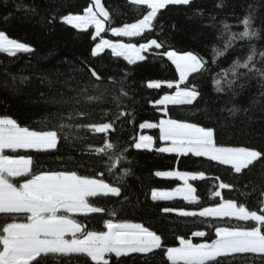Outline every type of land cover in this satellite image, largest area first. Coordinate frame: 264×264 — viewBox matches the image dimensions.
Listing matches in <instances>:
<instances>
[{
	"label": "snow or ice",
	"instance_id": "obj_1",
	"mask_svg": "<svg viewBox=\"0 0 264 264\" xmlns=\"http://www.w3.org/2000/svg\"><path fill=\"white\" fill-rule=\"evenodd\" d=\"M130 3L133 6H146V14L137 22L111 27L112 35L143 37L157 28L155 22L162 10L178 6L186 10L185 15L189 19L198 21L199 27L213 30L216 41L210 40L206 46L208 57L191 50L183 53L168 50L171 46L156 38L138 45L101 38L91 51L92 57H99L105 49H110L112 56L122 57L128 65L145 61L147 57L144 53L148 51L157 59L166 57L175 66L177 80H152L146 85L148 89H161L166 85L167 89L173 90L150 102L154 107L163 106L161 111L168 118L159 119L158 123L143 122L139 125L140 129H159V140L166 146L156 147L155 151L175 154L177 157L191 155L207 158L219 165L230 166L234 174L250 175L253 169H257L260 180L259 183L249 180L244 188L251 190L241 193L243 196L259 193L255 210L236 199L224 198L222 192L217 190L211 193L212 198H219L215 206L200 210L164 207L162 213H175L182 218H200L204 223H210L209 218L252 223L245 226L211 225L215 235L211 242L193 243L192 239L181 237L178 247H168L162 235L144 223L114 219L118 215L115 206H105L99 200L121 198L123 190L119 185L131 174V170L126 167L120 174L121 164L130 162L126 155L128 146L121 145L119 140H112L109 136L116 132L117 122L130 115L121 106L122 98L133 99L129 91L125 90L127 76L131 73L122 72L121 79L117 80L103 69L82 60L84 67L76 70H86L87 78L76 80L73 77L74 86L69 80H64V86L71 95L54 91V94L45 96L41 92L39 101H25L45 106V115L34 121L37 129L22 125L17 118L7 114L0 115V264H112L114 259L120 261V258L133 255L141 257L145 264H150L157 251L170 264H227L229 261H235L236 264H264V168L260 167L264 165V149L225 146L217 138L218 130L230 124L234 126L236 118H241L240 124L245 128L264 123V48L257 47L258 42L264 40V16L260 15L264 0H245L240 5L242 16H237L230 0H214L212 11L198 4L197 0H130ZM62 6L53 0L57 12ZM16 7L21 6L18 4ZM26 11L36 14L34 7ZM48 13L40 17L41 22L47 21L53 27L58 21L80 31L94 27L92 40L101 37L110 19V12L102 0H93L91 6L83 9V14L57 15L51 8ZM221 13L224 14L223 18ZM229 17L233 18L231 23ZM171 27L175 30L176 25L173 23ZM159 28L163 30L162 23ZM237 45L247 49L245 56L235 55ZM161 49L163 51H153ZM34 51L29 44L10 38L5 31L0 30V54L16 57L19 53ZM230 52L233 53V59L229 65L218 67L217 61L227 57ZM214 68L217 70L213 73ZM194 74L201 78L205 74L210 75L214 91L227 96L224 103L231 105L215 110L206 109L207 126L171 118L168 113L169 106H191L201 97L198 86L189 79L195 78ZM20 79L27 81L28 77ZM42 79L48 81L49 89L52 90L54 82L47 76ZM253 83L257 91L246 97L245 93ZM116 85L119 87H110ZM109 99L118 109L111 113L110 120L80 122L93 115L95 109L89 111V107L107 103ZM101 111L103 116L109 115L108 110ZM225 112L227 117L223 115ZM80 130L104 135L102 146L93 151L101 157L98 163L111 161L105 165L106 172L116 180V184L104 178L105 172L93 176L81 174L78 169L93 170L94 166L91 162L77 161L74 157L67 160L57 157L61 163L57 170H36L44 166L33 153L50 154L58 151L61 141L82 139L78 135ZM154 144L152 136L140 135L133 146L137 150H151ZM154 175L183 183L173 190H151V201H172L181 197L188 204L200 202L197 188L190 181L209 178L204 171L167 170L155 171ZM215 179L219 180V177ZM217 187L231 191L236 185L221 181ZM127 200L128 197L124 195L117 203L122 207ZM93 214L107 217L101 221L105 230H90L78 219ZM192 235L205 237L207 233L197 230Z\"/></svg>",
	"mask_w": 264,
	"mask_h": 264
},
{
	"label": "trees",
	"instance_id": "obj_2",
	"mask_svg": "<svg viewBox=\"0 0 264 264\" xmlns=\"http://www.w3.org/2000/svg\"><path fill=\"white\" fill-rule=\"evenodd\" d=\"M104 6L110 12V19L106 23V31L102 35L105 39L120 41L124 43L147 42L150 38H156L158 41H166L171 47L168 50H177L181 53L193 51L205 57L209 56L206 46L210 40L216 42L214 31L207 28L199 27V22L189 19L185 15V9L178 6H170L158 14L155 22L158 26L152 32H147L143 37L133 38H114L110 33L111 27H122L125 23L137 22L146 14V6H133L130 0H102ZM198 4L206 7L209 11L213 10L214 0H197ZM234 4V11L237 16H242L243 12L240 7L245 0H230ZM56 3L63 5L57 12L53 7V0H0V30L5 31L10 38L17 39L20 42L32 46L33 53H19L16 57H9L6 54H0V115L7 114L17 118L22 125L37 129L34 123L45 115V106L42 103L33 104L25 103L26 100L41 99L40 93L45 96L54 94V91L63 92L65 95L72 93L64 86V80L70 81L74 86L73 77L76 80L86 79V70L77 71L76 69L84 67L81 61H86L88 65L99 67L107 75L115 76L117 80L121 79L122 72H130L125 82V90L133 99L122 98V110L130 115L122 117L117 122L116 132L110 133L112 140H119L121 145H127L126 155L129 163H122L120 174L123 168H129L131 174L128 175L119 186L122 187V197L126 195L128 200L123 206L117 203L121 198H105L99 200V203L109 206L114 205L118 215L116 220L128 222H142L145 226L161 234L164 243L168 247H178L179 239H192L193 243L202 241L209 242L214 237V229L211 225L216 226H245L252 222H238L229 220L222 221L209 218L210 223H204L200 218H182L175 213L163 214L162 208L172 207L184 210H200L197 207L210 206L218 202V198H212L213 191H221L226 199H236L240 203L246 204L250 209L255 210L257 205L258 192L251 196L241 195L245 189L244 185L249 180L260 182L257 176V169H253L250 175L234 174L230 166H222L217 162L210 161L207 158H196L191 155L188 157H177L175 154L159 153L155 151L156 147L166 146L159 140V129L153 128L141 130L139 125L143 122L158 123L159 119L165 118L161 109L163 106L154 107L151 101L162 97L163 94L173 92L163 86L161 89H148L147 82L152 80L169 81L177 80L178 73L174 65L164 57L162 60L157 59L152 52L144 54L147 59L143 62L138 61L135 65H128L122 58L111 55L109 50L103 51L99 57H92L91 51L97 44V40H92L94 35L92 29L78 31L70 26H65L59 21L55 26L48 24L47 21L41 22V16H47L48 9L51 8L57 15L63 14H83V9L90 6L89 0H56ZM20 5L17 8L16 5ZM34 7L36 14L26 11L27 8ZM221 13V18H223ZM264 16V9L260 12ZM7 17V19H5ZM233 20L229 17V22ZM163 24V30L159 24ZM176 25L175 30L172 24ZM202 33V34H201ZM258 48H264V40L257 44ZM153 51H163L153 50ZM247 49L237 45L235 55L245 56ZM233 59V53L230 52L225 58L217 61L218 67H227ZM217 69H213V73ZM44 76L49 77L53 83V89H49L48 81L43 80ZM13 77L16 79L13 80ZM20 77H28L27 81H21ZM190 81L196 84L201 91V97L191 106H169L168 113L171 118L186 120L207 126L209 121L206 118L205 110H215L219 107H231L225 104L227 96L214 91V85L211 82V76L205 74L203 78L194 74ZM58 81V83H57ZM128 86H131L130 88ZM110 87H119L110 86ZM257 91L255 83L251 89L245 93L250 96ZM93 111L91 118H86L81 123L89 122H106L111 119V113L118 109L111 102L100 103L89 107ZM101 109L108 110L109 115L103 116ZM54 111L55 109H50ZM190 110V111H188ZM217 116L220 113H216ZM227 117V112L223 113ZM232 118H229L231 120ZM241 118H236L234 126L231 124L218 130V142L225 146H246L253 147L257 150L264 149V123H256L251 127H243L240 124ZM152 136L155 140L153 149L137 150L134 148V141H138L140 135ZM82 139H71L68 142L61 141L58 145V151L50 154L33 155L44 166L40 170H57L61 167L60 160L57 157H63L67 160L74 157L77 161L91 162L93 170L78 169L81 174L93 176L99 172H105L104 178L116 184V180L107 175L105 165L111 161H104V164L98 163L101 157L93 149L102 146L105 137L103 134H94L87 130H80L79 134ZM11 154V153H9ZM178 162V163H177ZM69 168L72 165H68ZM264 168V165L260 166ZM180 170V171H204L208 179L204 181H191L197 188V195L200 197L198 204H188L181 199L172 201H151V190H173L179 187L181 182L174 179L160 178L154 175L155 171ZM237 176L240 178L237 179ZM215 177H219L216 180ZM235 184L236 187L229 191L219 189V182ZM239 189V191H237ZM102 217L99 214H93L89 217H78L81 222L85 223L90 230H105L102 227ZM195 221V222H194ZM205 231V237H194V231ZM239 259V258H238ZM112 264H145V261L139 256L120 258V261L113 260ZM150 264H170L162 254L157 251L156 255L150 261ZM227 264H236L235 261H229Z\"/></svg>",
	"mask_w": 264,
	"mask_h": 264
},
{
	"label": "rangeland",
	"instance_id": "obj_3",
	"mask_svg": "<svg viewBox=\"0 0 264 264\" xmlns=\"http://www.w3.org/2000/svg\"><path fill=\"white\" fill-rule=\"evenodd\" d=\"M88 29H92L93 31H94V34H95V29H94V27H90V28H88ZM87 29V30H88ZM76 30H78V29H76ZM78 31H80V30H78ZM109 33L111 34V32L109 31ZM104 34V32L103 33H101V37H97V43H99L100 42V39L101 38H104L102 35ZM112 35V34H111ZM114 38H122V37H117V36H114V35H112ZM105 39V38H104ZM113 42H120V41H113ZM106 50H109L110 52H111V50L110 49H105L104 51H106ZM148 51H146L144 54H146ZM120 58H122V57H120ZM123 59V58H122ZM175 67V66H174ZM166 86V85H165ZM165 118H168V117H165ZM141 130H143V131H145V130H148V129H141ZM143 135H146V134H143ZM164 143V142H163ZM169 179V178H168ZM20 182H22V180L20 181ZM181 182V185L180 186H182V181H180ZM191 182V181H190ZM174 199H182L181 197H176V198H174ZM219 199V198H218ZM186 202V201H185ZM186 203H188V202H186ZM217 203V202H216ZM215 203V204H216ZM215 204H213V205H210V206H215ZM203 207H205L204 205L203 206H200V207H197V209H202ZM225 219V218H224ZM215 238V236L214 237H212L211 238V240L212 239H214ZM211 240L209 241V242H211ZM202 242H204V241H202ZM202 242H200V243H202Z\"/></svg>",
	"mask_w": 264,
	"mask_h": 264
},
{
	"label": "water",
	"instance_id": "obj_4",
	"mask_svg": "<svg viewBox=\"0 0 264 264\" xmlns=\"http://www.w3.org/2000/svg\"><path fill=\"white\" fill-rule=\"evenodd\" d=\"M89 2H90V4H91V2H93V0H89ZM103 4V3H102Z\"/></svg>",
	"mask_w": 264,
	"mask_h": 264
}]
</instances>
